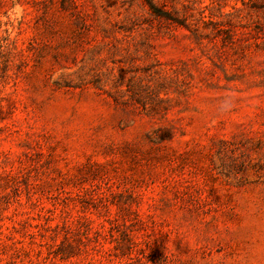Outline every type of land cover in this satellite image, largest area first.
Instances as JSON below:
<instances>
[{
  "label": "rangeland",
  "instance_id": "1",
  "mask_svg": "<svg viewBox=\"0 0 264 264\" xmlns=\"http://www.w3.org/2000/svg\"><path fill=\"white\" fill-rule=\"evenodd\" d=\"M0 0V264H264V0Z\"/></svg>",
  "mask_w": 264,
  "mask_h": 264
},
{
  "label": "trees",
  "instance_id": "2",
  "mask_svg": "<svg viewBox=\"0 0 264 264\" xmlns=\"http://www.w3.org/2000/svg\"><path fill=\"white\" fill-rule=\"evenodd\" d=\"M146 2H147V3H148V5L150 6V8H153V9H154V6H153V4H152L151 0H146Z\"/></svg>",
  "mask_w": 264,
  "mask_h": 264
}]
</instances>
